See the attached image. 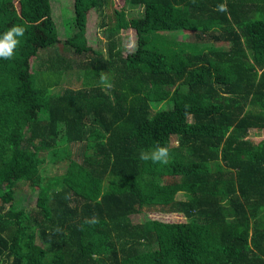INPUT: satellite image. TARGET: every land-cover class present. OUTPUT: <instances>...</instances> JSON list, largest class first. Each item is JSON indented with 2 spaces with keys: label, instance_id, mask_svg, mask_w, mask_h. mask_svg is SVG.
<instances>
[{
  "label": "trees",
  "instance_id": "16d2710c",
  "mask_svg": "<svg viewBox=\"0 0 264 264\" xmlns=\"http://www.w3.org/2000/svg\"><path fill=\"white\" fill-rule=\"evenodd\" d=\"M108 1L72 0L71 87L70 59L31 21L49 0H17L24 39L0 58V264H264V0H122L105 19ZM91 8L104 50L86 40ZM3 23L0 9V36ZM177 28L209 48L158 34ZM173 142L161 182L140 154ZM72 143L64 170L31 186L34 204L14 203L41 152ZM143 210L184 219L132 221Z\"/></svg>",
  "mask_w": 264,
  "mask_h": 264
},
{
  "label": "rangeland",
  "instance_id": "374dc122",
  "mask_svg": "<svg viewBox=\"0 0 264 264\" xmlns=\"http://www.w3.org/2000/svg\"><path fill=\"white\" fill-rule=\"evenodd\" d=\"M49 9L46 11H38L37 14H35L33 17H31L32 23H37V26L33 24L34 28H38V23L41 27V30L39 34L41 33L43 36H47L45 38L46 40H51L52 36H54L55 40H57L56 45L53 47H49L47 49L48 52H57L59 54H63L64 56H67L71 61V70H67L63 72L61 76V80L59 82V85H68L71 87H79L81 85L79 70H77V67L74 65V58L77 59L76 53L72 51V48L67 44L64 43V28L65 26L64 21H67L69 19V16L72 12V0H49ZM122 4V0H109L108 3L104 7V18L107 19L106 14L110 15L113 14V10L115 8H119ZM0 9L2 11L3 17H4V23L3 26H15L20 25L19 22V13H18V3L17 0H0ZM50 19H49V18ZM99 19V15L95 12L93 8L89 9L86 13V21H85V34H86V40L87 42L100 50H104L106 46V37L105 33L101 31L100 28L96 26V21ZM30 28V30H33ZM33 32V31H32ZM126 37L123 41L124 44L128 47H131V45L134 43V37L132 30L128 29V32L124 33ZM158 34L164 36V38H169L171 40H177L185 42L175 44V47H181L185 49H191V50H199L209 48L208 44L201 45V44H194V41H197V38L195 35H193V30L187 29V28H177V29H170V30H160L158 31ZM206 36V35H205ZM49 38V39H48ZM19 42L23 41V36L17 38ZM227 45V42H225ZM193 45H196L197 47H194ZM215 45H219V43H216ZM42 49L41 51H43ZM57 50V51H56ZM88 56V52H85L83 55V58L86 59ZM31 65L33 68L38 67V63L40 61V57H34L33 55L30 56ZM39 68V67H38ZM161 103L160 105H162ZM22 122V121H21ZM19 124V128L21 132H23L22 135L27 134V130H25L26 125L22 122ZM261 134L264 135V128L261 130ZM257 137V136H256ZM172 145H175L173 142L170 146L169 151V158L171 160L168 161L167 164H157L152 163L149 161V166L152 167V171L154 176H157V180L164 182L166 180L170 179V176L166 175L165 173L171 172V169L173 168L175 162L173 160L174 153ZM79 145L77 143L67 144L63 147L55 148V150L60 149L62 152V156L58 159L51 160L50 154L47 152H52L54 149H49L42 151L43 160L39 164L40 167L37 168V170H34L32 173L33 178H30L28 180H19L15 183L13 186V200L14 203H18L19 205H24L27 208H30L34 204V194L30 190L31 186L36 184L38 180V176L42 174L50 175L54 172H59L64 170L68 156H74L75 151L78 149ZM47 157H50V159H47ZM54 158V157H53ZM182 162V161H179ZM178 164V163H177ZM7 205V204H6ZM144 218H158L160 220L164 221H176V220H183V216L179 213H171V212H162L160 210H143L139 213H134L131 216L132 221H140Z\"/></svg>",
  "mask_w": 264,
  "mask_h": 264
},
{
  "label": "clouds",
  "instance_id": "9594fccd",
  "mask_svg": "<svg viewBox=\"0 0 264 264\" xmlns=\"http://www.w3.org/2000/svg\"><path fill=\"white\" fill-rule=\"evenodd\" d=\"M219 11H226V5H218ZM25 29L20 25H15L0 36V58L10 60L14 56V50L19 44L18 37L24 35ZM175 143V142H174ZM140 159L150 160L152 163L167 164L169 161V149L167 147H156L151 152L142 151Z\"/></svg>",
  "mask_w": 264,
  "mask_h": 264
}]
</instances>
